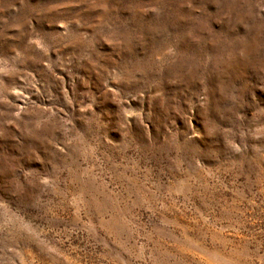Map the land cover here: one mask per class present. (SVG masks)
I'll return each instance as SVG.
<instances>
[{
    "label": "clouds",
    "instance_id": "obj_1",
    "mask_svg": "<svg viewBox=\"0 0 264 264\" xmlns=\"http://www.w3.org/2000/svg\"><path fill=\"white\" fill-rule=\"evenodd\" d=\"M74 2L70 7L63 0H21L18 43L0 50V102L5 105L0 140L15 141L14 154L0 145V174L11 177L0 192L9 194L11 202L23 208L39 204L28 185L42 192L40 176L24 171L36 161L50 177L44 186L64 176L87 192L97 177L83 164L91 160L98 168L110 167L109 156L129 162L135 158L158 175L181 176L183 194L193 198L208 191V177L234 180L264 163V140L259 148L250 143L264 138V108L257 104L258 98L264 103V0H151L147 9L131 0ZM148 10L150 16L141 15ZM53 68L82 71L78 83L84 89L91 84L95 92L74 86L69 96L61 82L62 95L47 87L42 95L37 90L41 104L47 101L51 107L28 101L17 110L9 103L7 96L17 87L35 88L32 72L47 81L55 76ZM124 89L135 93L133 99L144 94L157 101L158 107L145 114L151 134L137 129L129 135ZM57 105L61 108L53 111ZM173 112L184 116V125L172 123ZM17 177L26 182L17 183ZM154 187L159 192L160 185ZM153 200L158 209L159 197L154 194Z\"/></svg>",
    "mask_w": 264,
    "mask_h": 264
},
{
    "label": "rangeland",
    "instance_id": "obj_2",
    "mask_svg": "<svg viewBox=\"0 0 264 264\" xmlns=\"http://www.w3.org/2000/svg\"><path fill=\"white\" fill-rule=\"evenodd\" d=\"M34 2L27 0L29 4ZM63 2L75 7L74 0ZM131 2L147 9L151 0ZM20 3L21 0H0V50L18 43L14 38L24 19V13L18 11ZM8 5L11 8L3 10ZM93 11L98 13L101 9ZM151 14L150 10L141 13L144 17ZM31 23L35 27L36 22ZM55 55L49 53L53 58ZM52 71L55 76L47 81L32 72L35 88L17 87L15 94L7 96L9 103L16 105L17 110L23 109L28 101L51 107L47 101L41 104L37 90L42 95L47 87L53 95H62L61 82L69 96L74 86L76 91L91 89L95 92L91 84L84 89L78 83L82 71L69 73L61 68ZM93 79L99 84L95 73ZM4 80L9 82L7 77ZM16 84L22 85L23 80H17ZM255 94L259 97L258 89ZM17 95L24 98L17 99ZM133 95L135 93L128 89L121 94L124 110L130 113L128 133L134 136L137 129H143L151 134V124L145 114L158 107L157 101L144 94L133 99ZM108 103L117 109L115 102ZM257 104L264 108L259 98ZM4 108L0 102V111ZM60 108L57 105L53 111ZM66 111L63 109L61 115ZM253 111L255 109L247 115L251 117ZM20 114L23 116V112ZM171 117L173 124L184 125V116L173 112ZM188 123L196 128L195 120L189 118ZM6 127L17 132L13 124ZM123 134L121 131L120 135ZM262 140L264 138H257L250 143L253 148H259ZM14 143L11 139L0 140V145L10 154L15 153L11 148ZM107 159L111 161L110 167L98 168L91 160L81 166L91 169L92 176L97 177L88 185L87 192L64 176L51 187L44 186L42 182L50 177L41 171L39 161L24 169L25 173L40 176L42 192L28 185L30 195L38 196L37 206L23 208L11 202L9 194L0 192V264H264V173L260 171L264 163L251 169L250 175L246 172L245 177L237 176L234 180L208 177L205 181L208 191L193 198L183 194L181 176L158 175L155 168L135 158L131 162L124 157ZM99 160L97 156L96 161ZM10 179L9 175L0 174V185ZM16 179L17 183L26 182L23 177ZM157 184L159 192L154 187ZM154 194L159 197L158 209L153 207ZM137 202L144 206L129 207ZM136 256L142 258L136 259Z\"/></svg>",
    "mask_w": 264,
    "mask_h": 264
}]
</instances>
